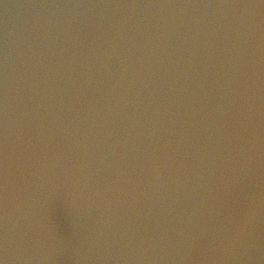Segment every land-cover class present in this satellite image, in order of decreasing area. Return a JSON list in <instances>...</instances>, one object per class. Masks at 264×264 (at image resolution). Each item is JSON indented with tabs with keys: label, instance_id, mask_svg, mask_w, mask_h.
<instances>
[{
	"label": "water",
	"instance_id": "water-1",
	"mask_svg": "<svg viewBox=\"0 0 264 264\" xmlns=\"http://www.w3.org/2000/svg\"><path fill=\"white\" fill-rule=\"evenodd\" d=\"M225 256L264 264V0H0V264Z\"/></svg>",
	"mask_w": 264,
	"mask_h": 264
},
{
	"label": "clouds",
	"instance_id": "clouds-1",
	"mask_svg": "<svg viewBox=\"0 0 264 264\" xmlns=\"http://www.w3.org/2000/svg\"><path fill=\"white\" fill-rule=\"evenodd\" d=\"M227 251V250H226ZM219 264H227V256L219 262Z\"/></svg>",
	"mask_w": 264,
	"mask_h": 264
}]
</instances>
